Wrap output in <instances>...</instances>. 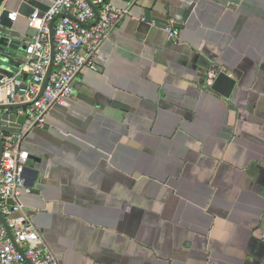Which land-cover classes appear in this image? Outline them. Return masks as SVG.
<instances>
[{"label": "crops", "instance_id": "0c3cea01", "mask_svg": "<svg viewBox=\"0 0 264 264\" xmlns=\"http://www.w3.org/2000/svg\"><path fill=\"white\" fill-rule=\"evenodd\" d=\"M54 1L0 0V81L26 82L30 9ZM90 1L125 12L97 70L41 126L0 109L39 159L29 223L58 264H264V0Z\"/></svg>", "mask_w": 264, "mask_h": 264}, {"label": "built area", "instance_id": "2783aa9c", "mask_svg": "<svg viewBox=\"0 0 264 264\" xmlns=\"http://www.w3.org/2000/svg\"><path fill=\"white\" fill-rule=\"evenodd\" d=\"M90 0H55L46 11H33L28 28L35 35L24 51L27 62L22 71L26 82L14 78L0 81V106H24L30 126H41L54 107H62L72 96V83L83 71H96L99 46L124 15V11L104 5L94 12ZM91 2V1H90ZM98 16V17H97ZM53 22L54 55L49 79L43 84L50 65V23ZM169 36L177 31L167 29ZM29 154L14 145H4L0 159V264H58L42 242L40 233L29 223L20 202L26 188L24 173Z\"/></svg>", "mask_w": 264, "mask_h": 264}, {"label": "water", "instance_id": "95a60500", "mask_svg": "<svg viewBox=\"0 0 264 264\" xmlns=\"http://www.w3.org/2000/svg\"><path fill=\"white\" fill-rule=\"evenodd\" d=\"M88 2L91 5V7L93 8L94 12L97 14V10L94 8L92 3L90 1H88ZM22 6L24 7L26 5H22ZM30 10H31V13H32L34 9H30ZM41 15H42V12H40V16ZM52 26H53V22L50 23V33H49L51 60H50V65L48 67L47 75H46V78H45V81H44V84H43V88H44V86L46 85V83H47V81L49 79L51 68H52V62H53L54 46H53ZM33 35H35V31L34 30H33ZM4 41H6V39H3V42L1 41V43L4 44ZM212 88H213V90H215L218 93H220L222 96L228 98L230 96L233 88H234V81L232 79H230L229 77H227V75H225L224 73H220L217 76V78L215 79ZM5 108H7V106H0V109H5ZM2 152H3V143L0 140V159H1V156H2ZM33 163H39V159L37 157L29 154L28 162H27V165H26V169L27 168H32L33 167ZM0 219L3 222V224L6 226V223L4 222V219L2 218V216H0Z\"/></svg>", "mask_w": 264, "mask_h": 264}]
</instances>
